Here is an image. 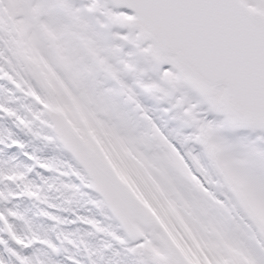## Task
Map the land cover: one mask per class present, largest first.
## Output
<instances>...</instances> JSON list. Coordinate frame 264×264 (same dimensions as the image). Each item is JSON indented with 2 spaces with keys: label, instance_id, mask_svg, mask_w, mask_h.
Segmentation results:
<instances>
[{
  "label": "snow or ice",
  "instance_id": "obj_1",
  "mask_svg": "<svg viewBox=\"0 0 264 264\" xmlns=\"http://www.w3.org/2000/svg\"><path fill=\"white\" fill-rule=\"evenodd\" d=\"M32 4L30 43L128 156L121 178L80 146L0 48V264H264V0Z\"/></svg>",
  "mask_w": 264,
  "mask_h": 264
},
{
  "label": "rangeland",
  "instance_id": "obj_2",
  "mask_svg": "<svg viewBox=\"0 0 264 264\" xmlns=\"http://www.w3.org/2000/svg\"><path fill=\"white\" fill-rule=\"evenodd\" d=\"M83 2L84 0H72V6L79 7ZM36 13L37 9L33 6L32 0H0V39L3 41L0 48H2L4 54H11L22 61L28 73L31 71L28 63L42 73L45 79L44 86L48 89V93L44 99H41V103L45 104L49 113L51 110L60 112L70 129L81 138L87 150L114 171H117L123 178L128 156L125 149L110 141L107 134L100 127L90 122L78 108L68 102L65 96L66 89L62 81L59 80L53 68L41 55V52L30 43L28 34ZM0 85H6V81H0ZM6 86L11 87V85ZM10 96V92L6 91L5 88H0V99L7 100ZM44 154L50 156L53 153L46 151ZM44 174L52 175L50 172ZM10 206L13 205L0 204V207ZM20 206L22 210H29L28 216L33 222V228L40 231L42 235L55 239L51 236L53 231L50 228H42V222L33 215L36 210L34 203L21 202ZM65 215L70 214L65 213ZM262 218H264V215H262ZM78 226L67 225L65 230L74 231ZM18 230L21 232L28 231L27 226L23 223H18ZM40 255L43 256L44 253L41 252ZM59 259L64 260L65 258L60 257ZM66 264H70V262L66 261Z\"/></svg>",
  "mask_w": 264,
  "mask_h": 264
},
{
  "label": "water",
  "instance_id": "obj_3",
  "mask_svg": "<svg viewBox=\"0 0 264 264\" xmlns=\"http://www.w3.org/2000/svg\"><path fill=\"white\" fill-rule=\"evenodd\" d=\"M35 77L38 79V80H40V82L42 83V79H41V76L37 73V72H35ZM52 115H53V117L55 118V119H58V120H60V118H59V116H58V114H56V113H52ZM61 121V120H60ZM62 122V121H61ZM72 135V134H71ZM72 137L75 139V140H77L73 135H72ZM78 141V140H77ZM80 144V143H79ZM81 146V145H80Z\"/></svg>",
  "mask_w": 264,
  "mask_h": 264
}]
</instances>
